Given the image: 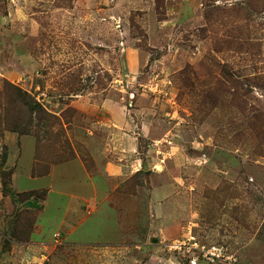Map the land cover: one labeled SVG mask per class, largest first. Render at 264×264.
<instances>
[{"label": "rangeland", "instance_id": "374dc122", "mask_svg": "<svg viewBox=\"0 0 264 264\" xmlns=\"http://www.w3.org/2000/svg\"><path fill=\"white\" fill-rule=\"evenodd\" d=\"M11 84L0 264H264V0H0Z\"/></svg>", "mask_w": 264, "mask_h": 264}, {"label": "trees", "instance_id": "16d2710c", "mask_svg": "<svg viewBox=\"0 0 264 264\" xmlns=\"http://www.w3.org/2000/svg\"><path fill=\"white\" fill-rule=\"evenodd\" d=\"M10 85L7 84V86ZM11 87H14L16 89L15 91V99L10 101H5L6 106L4 107V111L0 113V137L4 135L5 131H12V132H18V133H29L31 132L30 126L35 122V117H32V115H36L40 119L41 116L39 114V111H43V107L39 105V103L36 100L31 101L28 99V95L24 93L22 90H20L18 87H15L11 84ZM1 95V93H0ZM10 104V105H9ZM22 106L30 110L31 115L28 118L21 117L19 115L20 112H22ZM17 113L14 115V113ZM6 155L4 156L3 162H6ZM2 182L4 186L3 193L4 194H11L13 197L17 198L16 195L12 189L8 186V181L6 176L2 177ZM32 206H36V203H31Z\"/></svg>", "mask_w": 264, "mask_h": 264}, {"label": "crops", "instance_id": "0c3cea01", "mask_svg": "<svg viewBox=\"0 0 264 264\" xmlns=\"http://www.w3.org/2000/svg\"><path fill=\"white\" fill-rule=\"evenodd\" d=\"M128 166L130 167L131 166V164H130V162L128 161ZM129 167H127L126 168V171L128 170L129 171ZM54 168V167H53ZM119 169H121L122 171L123 170H125V168H123V167H119V168H115V170H114V166H113V163H111V164H107L106 165V171H108L109 172V175L107 176V177H105L106 178V180H109V179H111L110 177H111V175H112V173H118V172H120L121 170H119ZM52 170V169H51ZM82 171L89 177V178H91L90 179V184L88 183V185L90 186V188L92 189V192H94L96 189H97V186L95 185V183H96V180L94 181L93 180V178L91 177V176H89L90 175V173H88L87 171H85L84 170V168H82ZM125 171V172H126ZM105 174V173H104ZM110 176V177H109ZM93 180V181H92ZM101 182H102V184H105V182L101 179ZM97 184V183H96ZM99 189V188H98ZM95 194H97V191H96V193Z\"/></svg>", "mask_w": 264, "mask_h": 264}, {"label": "built area", "instance_id": "2783aa9c", "mask_svg": "<svg viewBox=\"0 0 264 264\" xmlns=\"http://www.w3.org/2000/svg\"><path fill=\"white\" fill-rule=\"evenodd\" d=\"M181 244L180 245H175L173 248L177 249V248H180ZM207 255H209L213 260L216 258V259H220L222 258V250L221 248L219 247H216V246H213V247H210L208 250H207Z\"/></svg>", "mask_w": 264, "mask_h": 264}]
</instances>
